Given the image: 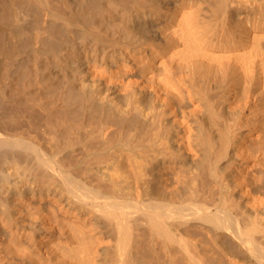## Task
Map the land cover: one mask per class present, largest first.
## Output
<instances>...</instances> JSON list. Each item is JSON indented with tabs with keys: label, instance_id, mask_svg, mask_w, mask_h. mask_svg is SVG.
Wrapping results in <instances>:
<instances>
[{
	"label": "bare ground",
	"instance_id": "6f19581e",
	"mask_svg": "<svg viewBox=\"0 0 264 264\" xmlns=\"http://www.w3.org/2000/svg\"><path fill=\"white\" fill-rule=\"evenodd\" d=\"M0 264H264V0H0Z\"/></svg>",
	"mask_w": 264,
	"mask_h": 264
}]
</instances>
